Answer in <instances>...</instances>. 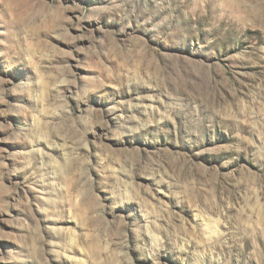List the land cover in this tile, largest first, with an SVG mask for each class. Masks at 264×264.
I'll use <instances>...</instances> for the list:
<instances>
[{
    "label": "rangeland",
    "instance_id": "374dc122",
    "mask_svg": "<svg viewBox=\"0 0 264 264\" xmlns=\"http://www.w3.org/2000/svg\"><path fill=\"white\" fill-rule=\"evenodd\" d=\"M0 264H264V0H0Z\"/></svg>",
    "mask_w": 264,
    "mask_h": 264
}]
</instances>
